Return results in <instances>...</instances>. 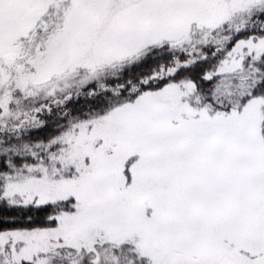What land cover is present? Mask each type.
Instances as JSON below:
<instances>
[{"label":"snow or ice","instance_id":"obj_1","mask_svg":"<svg viewBox=\"0 0 264 264\" xmlns=\"http://www.w3.org/2000/svg\"><path fill=\"white\" fill-rule=\"evenodd\" d=\"M0 264H264V0H0Z\"/></svg>","mask_w":264,"mask_h":264}]
</instances>
